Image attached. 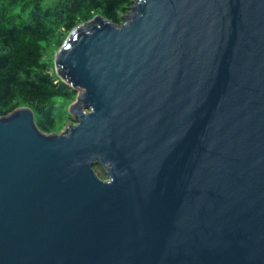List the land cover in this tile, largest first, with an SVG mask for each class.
<instances>
[{
  "label": "water",
  "instance_id": "obj_1",
  "mask_svg": "<svg viewBox=\"0 0 264 264\" xmlns=\"http://www.w3.org/2000/svg\"><path fill=\"white\" fill-rule=\"evenodd\" d=\"M131 1L55 54L74 124L0 116V264H264V0Z\"/></svg>",
  "mask_w": 264,
  "mask_h": 264
},
{
  "label": "trees",
  "instance_id": "obj_2",
  "mask_svg": "<svg viewBox=\"0 0 264 264\" xmlns=\"http://www.w3.org/2000/svg\"><path fill=\"white\" fill-rule=\"evenodd\" d=\"M131 0H0V116L28 106L36 127L48 132L57 102L71 90L47 69L43 51L60 44L79 21L98 14L119 23Z\"/></svg>",
  "mask_w": 264,
  "mask_h": 264
},
{
  "label": "rangeland",
  "instance_id": "obj_3",
  "mask_svg": "<svg viewBox=\"0 0 264 264\" xmlns=\"http://www.w3.org/2000/svg\"><path fill=\"white\" fill-rule=\"evenodd\" d=\"M131 5H132V3L127 5L128 8H124L119 13V23L123 20V17L129 13V11H130L129 6H131ZM92 17H93V15H92ZM92 17L87 18L84 21L77 22L75 26L80 25L85 21H88ZM119 23H117V25ZM114 24H116V23H114ZM62 42L63 41H61V43L57 45L55 40H53L51 43L48 44V46L43 51V58L47 62L48 72H50L51 74H55L56 76H57V74L55 73V69H54V58H55V54H56L58 48L60 47V45L62 44ZM76 96H77V89L76 90L71 89L70 91H68V95L66 98H64V100L57 102L59 111L55 112L54 117H53V121L51 123L52 125H48V127L50 128L49 131L44 132V133H47V134L60 133L64 130H66L67 125L74 124V121L71 118L72 115L68 113V107L72 102L75 101ZM20 106H25V105H17L15 108L20 107ZM92 168L98 177L104 178L103 169L100 165H93Z\"/></svg>",
  "mask_w": 264,
  "mask_h": 264
}]
</instances>
